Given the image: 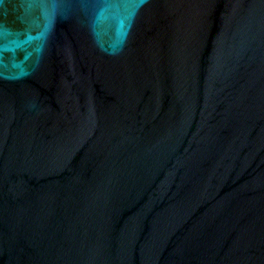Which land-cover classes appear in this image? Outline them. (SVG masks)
Instances as JSON below:
<instances>
[{
    "label": "water",
    "instance_id": "obj_1",
    "mask_svg": "<svg viewBox=\"0 0 264 264\" xmlns=\"http://www.w3.org/2000/svg\"><path fill=\"white\" fill-rule=\"evenodd\" d=\"M0 264H264V0H0Z\"/></svg>",
    "mask_w": 264,
    "mask_h": 264
}]
</instances>
